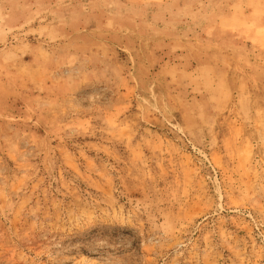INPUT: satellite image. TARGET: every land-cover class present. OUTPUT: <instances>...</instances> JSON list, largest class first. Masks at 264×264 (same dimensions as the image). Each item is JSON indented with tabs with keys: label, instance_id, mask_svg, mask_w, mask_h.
Segmentation results:
<instances>
[{
	"label": "rangeland",
	"instance_id": "374dc122",
	"mask_svg": "<svg viewBox=\"0 0 264 264\" xmlns=\"http://www.w3.org/2000/svg\"><path fill=\"white\" fill-rule=\"evenodd\" d=\"M0 264H264V0H0Z\"/></svg>",
	"mask_w": 264,
	"mask_h": 264
}]
</instances>
